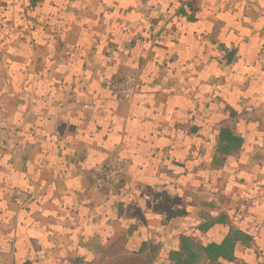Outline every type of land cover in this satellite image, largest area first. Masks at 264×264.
Returning a JSON list of instances; mask_svg holds the SVG:
<instances>
[{
    "label": "crops",
    "instance_id": "1",
    "mask_svg": "<svg viewBox=\"0 0 264 264\" xmlns=\"http://www.w3.org/2000/svg\"><path fill=\"white\" fill-rule=\"evenodd\" d=\"M0 101V264H264V0H0Z\"/></svg>",
    "mask_w": 264,
    "mask_h": 264
},
{
    "label": "built area",
    "instance_id": "2",
    "mask_svg": "<svg viewBox=\"0 0 264 264\" xmlns=\"http://www.w3.org/2000/svg\"><path fill=\"white\" fill-rule=\"evenodd\" d=\"M138 84V75L130 72L125 75L117 89L118 100L129 102L133 99ZM20 142L17 139L16 128L8 122L6 107L0 101V151L10 156H15L20 148ZM127 162L114 158L107 164L99 167L92 175L94 185L97 189L108 188L113 181L119 180L128 172Z\"/></svg>",
    "mask_w": 264,
    "mask_h": 264
},
{
    "label": "trees",
    "instance_id": "3",
    "mask_svg": "<svg viewBox=\"0 0 264 264\" xmlns=\"http://www.w3.org/2000/svg\"><path fill=\"white\" fill-rule=\"evenodd\" d=\"M243 145L241 138L235 136L233 132L228 129H222L220 132V137L218 141V151L223 155H230L232 150H239ZM235 239L245 240V236H235ZM234 241V240H233ZM232 241V242H233ZM189 239L181 238L182 249L179 252H169V258L175 264H193L195 260V255L192 253L189 246ZM230 237L226 238L224 242L220 245H209L205 248V252L209 255L212 261H218L219 259H231L233 258V243ZM199 250V247H197ZM186 255L184 258L183 256Z\"/></svg>",
    "mask_w": 264,
    "mask_h": 264
},
{
    "label": "water",
    "instance_id": "4",
    "mask_svg": "<svg viewBox=\"0 0 264 264\" xmlns=\"http://www.w3.org/2000/svg\"><path fill=\"white\" fill-rule=\"evenodd\" d=\"M231 56H232V53H230L229 59L231 58ZM229 59H228V60H229Z\"/></svg>",
    "mask_w": 264,
    "mask_h": 264
}]
</instances>
